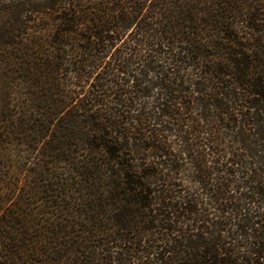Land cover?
Instances as JSON below:
<instances>
[{"label":"trees","instance_id":"obj_1","mask_svg":"<svg viewBox=\"0 0 264 264\" xmlns=\"http://www.w3.org/2000/svg\"><path fill=\"white\" fill-rule=\"evenodd\" d=\"M13 143L0 264H264V0H0Z\"/></svg>","mask_w":264,"mask_h":264},{"label":"rangeland","instance_id":"obj_2","mask_svg":"<svg viewBox=\"0 0 264 264\" xmlns=\"http://www.w3.org/2000/svg\"><path fill=\"white\" fill-rule=\"evenodd\" d=\"M36 153L24 145L13 143L7 147L5 156H0V184L4 188H29Z\"/></svg>","mask_w":264,"mask_h":264}]
</instances>
